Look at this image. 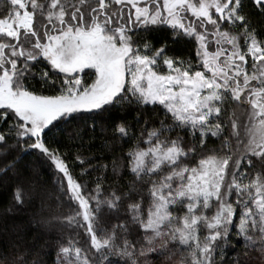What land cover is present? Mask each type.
<instances>
[{
  "label": "snow or ice",
  "instance_id": "1",
  "mask_svg": "<svg viewBox=\"0 0 264 264\" xmlns=\"http://www.w3.org/2000/svg\"><path fill=\"white\" fill-rule=\"evenodd\" d=\"M253 2L264 14V0ZM242 9V0H6L0 155H12L0 177L19 176L20 155L36 152L59 176L66 213L15 225L0 238V264H44L39 232L24 237L54 221L70 230L55 264H171L177 252L178 264H218L233 233L245 251L231 264H264V39ZM162 31L190 43L189 55L169 54L167 40L156 47L149 34ZM85 114L93 132H110L101 147L111 159L76 176L48 138ZM13 200L21 210L19 185Z\"/></svg>",
  "mask_w": 264,
  "mask_h": 264
},
{
  "label": "trees",
  "instance_id": "2",
  "mask_svg": "<svg viewBox=\"0 0 264 264\" xmlns=\"http://www.w3.org/2000/svg\"><path fill=\"white\" fill-rule=\"evenodd\" d=\"M91 2V0H90ZM243 12L246 13L252 22L253 26L260 33V38L264 39V14L255 6L253 0H242ZM3 9L0 8V11ZM234 31H238L234 30ZM150 39L156 47H159L165 40H167L170 53L173 52L178 56H188L192 45L184 40L174 42L170 33L167 31L153 32L149 34ZM39 71V69H37ZM33 87L39 90V83L36 80L31 81ZM147 116H150L153 121L158 119L157 113H152L149 109ZM129 122L135 123L132 116H129ZM92 121L88 119V114H85L82 120L74 122L72 126L62 125L61 130H55L53 133H49L48 143L53 147H58L61 152L66 153L69 166L74 175L79 176L82 168H89V165H97L99 163H105L111 159L109 153L101 147L104 142V137L110 136V132L101 133L97 128L93 132L90 128ZM79 124L77 129L79 135L75 140L71 139V129ZM140 125H137L136 131H139ZM2 147V146H0ZM12 153L7 156L0 155V162L5 159H9ZM82 155L87 163L81 165L76 156ZM20 175L16 176L14 173H9L7 177H0V238L6 239L13 230V227L18 224L28 225L30 220H47L50 216H57L66 213V209L58 205L57 197L60 196V188L58 184L59 176L54 168L50 167L49 163L40 157L36 152L24 153L20 155L19 161ZM98 175L97 171H90L89 175L83 177L85 182H91L95 180ZM36 179L40 184L39 195L32 192L31 181ZM112 177L109 174L108 180L111 181ZM130 177L125 176V180ZM123 182V181H122ZM21 186L23 188L24 205L23 208L17 211L15 202L13 200V191L15 186ZM43 202V207L41 206ZM12 211H9V209ZM102 226L108 224L107 216L102 217ZM70 230L64 227L58 222L52 223H33L28 227L25 233V242L31 243L32 237L38 232L41 235L40 245L43 247L36 248L34 251L41 252L39 259L44 264H55L56 251H57V239L64 233H68ZM80 232V238L82 242H86L87 234L83 229H76ZM235 247L229 245L226 248L223 260L218 256V264H231L233 255L235 253H242L245 251L241 247L242 241H237L235 233L232 237ZM253 255L257 253L253 252ZM181 259L180 253L177 252L171 258V264H178ZM161 264H169L163 257L160 258ZM254 264H259V260L254 261Z\"/></svg>",
  "mask_w": 264,
  "mask_h": 264
},
{
  "label": "rangeland",
  "instance_id": "3",
  "mask_svg": "<svg viewBox=\"0 0 264 264\" xmlns=\"http://www.w3.org/2000/svg\"><path fill=\"white\" fill-rule=\"evenodd\" d=\"M6 6V0H0V8H4Z\"/></svg>",
  "mask_w": 264,
  "mask_h": 264
}]
</instances>
